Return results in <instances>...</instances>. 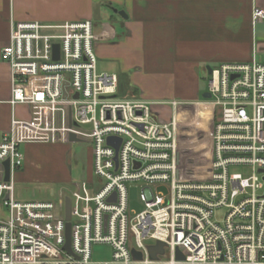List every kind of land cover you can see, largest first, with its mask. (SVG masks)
<instances>
[{
    "label": "built area",
    "instance_id": "2783aa9c",
    "mask_svg": "<svg viewBox=\"0 0 264 264\" xmlns=\"http://www.w3.org/2000/svg\"><path fill=\"white\" fill-rule=\"evenodd\" d=\"M252 18L263 20L264 11L254 8ZM95 43L91 20L11 25L1 57L10 69L11 104L26 105L29 119H13L0 132V264H264V62L253 55L210 67L209 176L199 180L180 169L181 103L120 97L118 76L97 70ZM156 104L171 107L168 120ZM70 134L92 145L90 180L51 190L47 199H17L20 145L71 144ZM133 186L139 213L129 209ZM157 242L163 253L151 259L148 247ZM97 246L109 247L110 257L94 261Z\"/></svg>",
    "mask_w": 264,
    "mask_h": 264
},
{
    "label": "crops",
    "instance_id": "0c3cea01",
    "mask_svg": "<svg viewBox=\"0 0 264 264\" xmlns=\"http://www.w3.org/2000/svg\"><path fill=\"white\" fill-rule=\"evenodd\" d=\"M254 8L264 11V0H0V132L9 131L13 119H29L26 105L11 104L10 69L1 57L13 23L91 20L97 63L100 58L115 68L109 73L118 76V95L124 78L122 98L178 101L179 121L207 91L208 83L200 88V74L208 75V67L249 62L253 55L264 62V19L253 20ZM165 105L156 104L154 109L162 113ZM212 115L208 127L194 126L195 135L200 129L211 133ZM46 145L55 144L20 145L24 163L13 175L15 190L19 185L27 190L26 185L35 183L41 184V193L53 182L69 181L72 162L67 144H58L65 146H60L51 177H35V154ZM50 193L49 189L44 199ZM15 196L28 199L16 191Z\"/></svg>",
    "mask_w": 264,
    "mask_h": 264
},
{
    "label": "rangeland",
    "instance_id": "374dc122",
    "mask_svg": "<svg viewBox=\"0 0 264 264\" xmlns=\"http://www.w3.org/2000/svg\"><path fill=\"white\" fill-rule=\"evenodd\" d=\"M109 62L104 61L102 59H98L97 70L98 72H116L115 68H113L112 64H108ZM213 66V65H212ZM208 75L200 74V88L205 89L208 83ZM122 78L121 89L119 91L120 97L125 93V79ZM200 104L196 106L190 107L188 109L189 112H185L182 118L178 121V158L180 163L181 172L187 171L186 175L192 177V179H201L202 177L209 176V142H210V133L207 134V131L200 129L195 135L193 128L196 124H200L203 127H208V116L213 114L212 108L200 96ZM162 111V117H169L171 114V107L169 105H165L163 108H160ZM204 117L202 116V113ZM170 114V115H169ZM169 115V116H168ZM213 119L214 116L212 115ZM193 131V132H192ZM194 134H192V133ZM60 146L65 145H46L39 147L38 152L35 154V158L33 160L35 177H48L55 171V163L58 158V152L61 151ZM68 149V154L70 155L72 164L70 165V176L69 181L66 183H62L59 181L53 182L51 185H47L44 187L41 193L38 192V188L41 184H31L26 185L28 188L25 189L24 186H18L16 189V193H20L21 198L27 197L26 200H37L44 199L48 194V190L50 189L55 191H59L60 189L69 188V184H76L78 182L89 181L92 176V145L84 140L82 142H74L66 145ZM23 149V148H22ZM91 167V170L90 168ZM208 169V170H207ZM233 172H243L241 169H233ZM185 174V173H184ZM247 175V173H245ZM51 177V176H50ZM41 187V186H40ZM159 192H162L164 195L167 194V189L165 187L160 188ZM140 189L138 187H131L129 190V209L134 211L135 213H139L142 210V205L139 201ZM224 215V210H218L214 213V219L221 220ZM145 244H153L145 243ZM110 249L105 246H97L95 248V253L92 256L94 261H103L110 257Z\"/></svg>",
    "mask_w": 264,
    "mask_h": 264
},
{
    "label": "water",
    "instance_id": "95a60500",
    "mask_svg": "<svg viewBox=\"0 0 264 264\" xmlns=\"http://www.w3.org/2000/svg\"><path fill=\"white\" fill-rule=\"evenodd\" d=\"M119 15L124 16V13L119 12ZM54 49H55V57H57L58 47L55 46ZM207 73H208V75L211 73V68L210 67L207 68ZM113 97L116 98L117 95H114ZM201 97L203 99L207 100V99H210V94L208 92H205V93L202 94ZM69 141L71 143L80 142L79 140L76 139V137L73 134L69 135ZM108 143L112 144V145H115L116 149L118 148V144H115L114 140L112 138L108 139ZM3 166H4V170H5L4 181H8L9 180V162L5 161L3 163ZM69 208H70V202H69V199L66 198L65 199V218H66L67 221L69 220V217H70L69 216ZM65 239H66V242H65V245H64V249L67 250V251H70V223L69 222L66 223ZM148 252H149L150 258L151 259H155L157 254H162L163 253V243L157 242L156 245L149 246L148 247ZM132 255L135 258H137V259L140 258V253H138V252L132 251ZM177 259L178 260H182L183 259V256H182V254L180 252H177Z\"/></svg>",
    "mask_w": 264,
    "mask_h": 264
}]
</instances>
